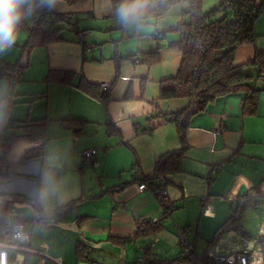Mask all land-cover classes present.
<instances>
[{
	"label": "crops",
	"instance_id": "0c3cea01",
	"mask_svg": "<svg viewBox=\"0 0 264 264\" xmlns=\"http://www.w3.org/2000/svg\"><path fill=\"white\" fill-rule=\"evenodd\" d=\"M38 1L21 0L17 10ZM46 5L65 15L54 26L61 28L62 39L33 48L20 74L16 68L23 60L28 25L21 30L23 41L0 50V70L1 64H9L17 73L12 83L0 73V99L10 95L12 100L10 105L0 104V120L11 124L48 120L42 156L20 160L18 176L0 179V210L3 202L14 206L22 219L24 214L33 221L44 216L38 221L43 227L52 218L66 220L69 226L62 227L67 233L54 241L56 247L40 246L56 262L59 243L69 238L121 244L119 238L135 235L138 221L160 215L156 196L139 190L140 182L133 180L151 174L162 153L180 146L175 124L161 114L180 110L189 100L160 98V81L175 76L179 69L182 52L169 44L179 37L175 29L189 4L177 3L148 23L122 18L121 8L138 10L132 0L118 5L112 0H46ZM155 31L160 33L156 37ZM254 32L253 40L237 45L234 65L264 49V12L255 20ZM155 51L160 56L157 63L136 61L141 53ZM116 56L121 58L118 71ZM49 70H65L74 76L70 82L47 83ZM246 73L252 77L251 84L264 87V79L256 78V64L249 65ZM81 77L98 85L110 82L107 103L82 90L78 86ZM127 91L129 97H125ZM243 97V92L220 96L191 117L180 169L167 174L170 183L164 188L176 208L161 225L170 221L175 233L176 227L186 228V237L197 251L200 243V251L208 245L238 196L264 179V90L254 113L242 112ZM63 119L78 122L67 127ZM13 132L11 127L1 129L0 144ZM89 148L97 149L95 165L85 164L83 151ZM122 182L130 183L106 191ZM79 198L83 200L73 210L55 212ZM24 253L16 254L17 263L22 259L25 263ZM79 264L91 263L87 259Z\"/></svg>",
	"mask_w": 264,
	"mask_h": 264
},
{
	"label": "trees",
	"instance_id": "16d2710c",
	"mask_svg": "<svg viewBox=\"0 0 264 264\" xmlns=\"http://www.w3.org/2000/svg\"><path fill=\"white\" fill-rule=\"evenodd\" d=\"M74 1V0H67ZM129 0H112L114 5L125 3ZM138 3V10L128 19L139 20L140 23H148L156 20L159 16L165 14L169 8L180 2H187L189 9L183 15V19L177 25L175 31L179 37L170 42V46L182 52V58L179 69L175 76L162 79L160 81V98L173 99L185 97L189 100L186 107L161 114L168 122L175 124L180 146L174 150L162 153L155 161L153 172L149 175H142L134 181L144 182L151 188H162L167 186L170 181L167 178L168 173L176 172L180 169V161L185 154L187 144V129L190 119L193 115L204 111L207 106L220 96L243 92L242 112L254 113L258 106L259 94L264 87H257L251 84L252 77L246 73L249 65L256 64L259 68L257 79H264V49H258L252 59L243 64L234 65L233 58L236 47L245 40H253L255 37L254 24L257 17L264 12V0L257 4L255 0H222L221 3L209 10L203 9V0H132ZM28 6H22L18 10L21 14L23 9ZM42 9V18L33 17L30 27H27V39L22 46V57H28L29 52L38 46L46 45L49 42L62 39L60 27H54L55 24L65 19L64 14L56 13L50 10L45 1H38L33 4V13ZM123 18V17H122ZM47 24L42 25V20ZM125 19V18H123ZM160 33L154 32L156 37ZM85 45V44H84ZM85 47V46H84ZM132 58L133 56H127ZM159 52L141 53L139 62L147 64L157 63L159 61ZM121 58L115 57V67L118 71ZM27 63V62H26ZM0 73L8 75L10 82L15 81L16 69L22 70L20 64L14 68L9 64H1ZM7 68L11 70L7 73ZM15 70V71H14ZM74 76L73 72L65 70H49L45 76V82H70ZM78 86L96 96L98 99L107 103L109 100V90L101 92L98 84L88 82L81 77ZM125 97H129L127 91ZM1 103H12L10 95L0 99ZM4 121V120H3ZM64 126H71L76 119L61 120ZM75 121V122H74ZM8 122V121H7ZM72 122H74L72 124ZM47 119L26 120L20 123L11 124L13 132L7 140L0 144V179H9L18 176L16 171L17 164L6 162V156L11 145L17 140L26 139L36 143L22 157L23 160H30L42 156L43 149L48 139ZM5 127H0V130ZM130 182H122L116 186L108 188L106 191L114 192L123 189ZM31 205L36 209L38 207L32 199ZM82 198L72 200L64 206H59L55 212L58 215L71 211L76 204L82 201ZM264 201V179L255 186L248 188L233 203L228 218L214 232L208 245L214 243L221 234L230 229L241 231L239 224L242 214L246 207H258ZM7 207L2 202L0 210V226L2 225ZM44 216L37 219L39 222ZM81 217L77 219L80 220ZM44 225V224H43ZM161 229V224L151 221H138L135 235L127 238H119L121 244L132 241L140 236L155 235ZM242 232V231H241ZM260 242L264 243V237H259ZM88 244L78 240L75 242V254L79 258H85L87 253H83L81 246ZM83 246V247H85ZM148 255V254H147ZM181 257L178 255L172 259L157 260L147 257L141 264H174Z\"/></svg>",
	"mask_w": 264,
	"mask_h": 264
},
{
	"label": "rangeland",
	"instance_id": "374dc122",
	"mask_svg": "<svg viewBox=\"0 0 264 264\" xmlns=\"http://www.w3.org/2000/svg\"><path fill=\"white\" fill-rule=\"evenodd\" d=\"M220 1L221 0H203V9L209 10L218 5ZM33 4L34 3L29 4V6L23 9L22 13L19 14V20L16 24L17 27H15V30L16 28L18 30L15 32L14 43H17L16 41H23V31L21 30L25 28V24L28 25V27L32 25L33 18L31 13H33ZM20 205L22 204L17 205L16 208H19ZM25 217L24 214L23 219L27 220L26 224L31 233L32 247H56L54 241H59L61 239H59V237H63L67 233L63 228L69 226L65 219V221L61 222V220L54 221V218H52L50 223L47 222V226L43 227L38 221H33L31 218ZM169 222L165 224L162 223L161 229L158 230L155 235L140 236L124 244H118L108 240H95L90 242L79 238V240H83L84 243L89 245L87 247L85 245H83L85 247L81 246L83 253H87L85 258H79L75 254V240L69 238V240L59 243L60 251L57 252V258H55L57 261H51L49 264H79L80 260L87 259L91 264H141L147 257L157 260L172 259L179 255L180 249L178 247L177 230L175 233L169 225ZM239 224L242 234L240 232L238 233L246 238L257 240L251 253L252 259L250 264H260V257L264 256V243L260 242L259 239L261 231L264 229V201H262L258 207H246ZM176 229L178 228L176 227ZM202 244L203 243L199 244V252V249L203 246ZM24 255L26 257L24 264H38L39 257L37 255L30 253H24Z\"/></svg>",
	"mask_w": 264,
	"mask_h": 264
},
{
	"label": "built area",
	"instance_id": "2783aa9c",
	"mask_svg": "<svg viewBox=\"0 0 264 264\" xmlns=\"http://www.w3.org/2000/svg\"><path fill=\"white\" fill-rule=\"evenodd\" d=\"M45 1V0H41ZM42 9L32 13V17L42 18ZM47 21L42 20V25ZM85 36L82 35L81 38ZM10 81L8 75L5 76ZM111 87L110 82H102L99 85L101 92H106ZM8 122L0 120V127H7ZM219 127L216 131H220ZM97 149L89 148L83 151L85 164H96ZM222 166V164H220ZM217 168L213 167L212 172H216ZM139 190H147L153 193L158 202L160 215L151 218V222L160 224L171 216L172 211L176 208L174 202L170 199L165 188H151L146 183L138 184ZM178 247L180 249L179 256L181 259L174 264H250L251 253L257 243L256 239H249L241 235L237 229H230L219 236L212 244L207 245L202 251H197L194 243L186 237V228L177 227ZM240 232V233H238ZM261 237H264V229H262ZM31 233L27 229L26 223L23 221L19 212L14 206L8 205L5 216L0 226V264H22L23 260L16 261L18 252H26L37 255L39 257L38 264H49L53 261L40 248L31 246ZM12 254V255H11ZM260 264H264V256L260 257Z\"/></svg>",
	"mask_w": 264,
	"mask_h": 264
},
{
	"label": "clouds",
	"instance_id": "9594fccd",
	"mask_svg": "<svg viewBox=\"0 0 264 264\" xmlns=\"http://www.w3.org/2000/svg\"><path fill=\"white\" fill-rule=\"evenodd\" d=\"M21 0H0V50L15 41V27L19 20L17 11ZM132 8H121L120 15L128 19L133 15Z\"/></svg>",
	"mask_w": 264,
	"mask_h": 264
},
{
	"label": "water",
	"instance_id": "95a60500",
	"mask_svg": "<svg viewBox=\"0 0 264 264\" xmlns=\"http://www.w3.org/2000/svg\"><path fill=\"white\" fill-rule=\"evenodd\" d=\"M20 66H26V57L23 58ZM34 145H36V143H32L26 139L17 140L11 145L6 157V162L10 164H18L27 151L30 150V148Z\"/></svg>",
	"mask_w": 264,
	"mask_h": 264
}]
</instances>
